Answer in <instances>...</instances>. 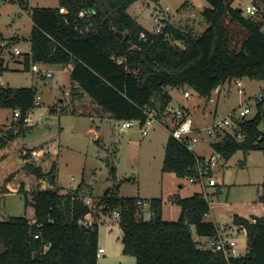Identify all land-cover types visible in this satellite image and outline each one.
<instances>
[{
    "label": "trees",
    "instance_id": "16d2710c",
    "mask_svg": "<svg viewBox=\"0 0 264 264\" xmlns=\"http://www.w3.org/2000/svg\"><path fill=\"white\" fill-rule=\"evenodd\" d=\"M136 1L59 0L57 8L30 9V53L23 58L24 70L36 63L70 66V80L77 89L119 122L144 123L149 108L163 112L169 103L168 88L185 86L209 98L217 87L233 80L264 82L263 21L244 17L233 7L235 0H204L209 7L202 11V18L208 27L196 36L185 26L179 28L170 22L164 23L161 33H149L127 14ZM17 2L24 4L23 0ZM255 2L264 5V0ZM59 7L67 13L59 14ZM80 11H87L88 16L79 18ZM141 33L147 40L139 39ZM6 70L0 59V76ZM37 92V88L0 85V109L21 113L16 126L0 133V149L26 130L23 119L33 108ZM256 110L252 119L236 123L234 133L218 134L219 140L210 144L224 163L238 151L264 152V136L258 129L264 122V98L257 102ZM196 159L169 135L161 170L189 179L196 176ZM23 171L49 186L25 199V208L33 210L32 220L9 217L0 221V264H97L98 227L80 223L91 212L84 203L90 189L85 196L86 189L80 184L61 194L54 162L47 171L28 162ZM110 175L115 176L114 167ZM138 201L105 195L96 205L102 213L118 212L122 254L134 257L135 264H264V214L249 219L233 216L232 223L246 229L247 253L225 259L200 250L191 234L190 227L197 238L217 232L215 224L205 221L210 206L202 194L174 199L180 209L176 222L162 221L161 199L150 201L148 221L137 219ZM257 202L264 205V180Z\"/></svg>",
    "mask_w": 264,
    "mask_h": 264
},
{
    "label": "rangeland",
    "instance_id": "374dc122",
    "mask_svg": "<svg viewBox=\"0 0 264 264\" xmlns=\"http://www.w3.org/2000/svg\"><path fill=\"white\" fill-rule=\"evenodd\" d=\"M23 1L22 5L17 0L0 2V43H11L8 48L16 46L22 54L18 57L4 56L7 70L0 76V85L10 89L37 88L40 106L30 111L29 129L25 128L23 135L0 149V221L9 217L32 220L33 210L25 208V199L30 200L32 193L45 189L46 184H40L35 176L25 173L23 167L28 162H34L47 171L54 162L56 187L61 194L75 190L80 184L86 189L85 196L87 189L91 191L87 196L94 208L90 218L92 224L98 227V247L105 250L97 259V264H135L134 257L122 254L118 218L111 211L102 213L101 208L96 207L105 195L139 199L143 203L136 213L139 220H146L152 199H161L162 221L176 222L180 209L174 199L202 194L210 206L205 221L222 227L225 224L230 226L228 233L237 243L238 252L245 255L246 235L236 231L232 218L249 219L252 207H258L264 180V152L255 150L243 154L238 151L226 163L218 160L212 173L216 183L214 187L203 188L199 184H190L188 178L163 173L165 146L172 123L157 120L149 126L146 135L141 134L140 127L135 123L121 130V122L105 115L71 82L70 66L36 63L38 72L24 70L23 58L30 53V9L57 8L59 0ZM252 5L262 11L255 19L263 21L261 31L264 34V5L255 0H235L233 3V7L240 9L244 17L247 16L244 9ZM208 7L204 0H159L158 3L138 0L127 9V14L146 31L154 33L155 17L167 9L172 25L179 28L185 26L196 36L208 27L202 18V11ZM172 45L181 46L179 42H172ZM47 72L52 76L45 77ZM240 82L242 94L238 93L234 81L227 82L210 94L213 103L185 86L167 89L172 96V108L182 106L193 110L196 131L191 137L197 142L191 152L196 158L207 160L214 154L210 144L218 141L219 136L208 132L210 126L243 107L250 110L246 120L256 115V104L264 98V82L246 78ZM184 92L190 96L184 98ZM52 108L62 111L51 113ZM12 113V110L0 109V128L16 126ZM166 117L174 120L171 113ZM258 129L264 136V122ZM23 149L42 150L43 153L33 157L24 154ZM111 167L115 169L114 177L110 175ZM190 231L197 240L193 227Z\"/></svg>",
    "mask_w": 264,
    "mask_h": 264
},
{
    "label": "built area",
    "instance_id": "2783aa9c",
    "mask_svg": "<svg viewBox=\"0 0 264 264\" xmlns=\"http://www.w3.org/2000/svg\"><path fill=\"white\" fill-rule=\"evenodd\" d=\"M0 2L4 3L5 0H0ZM58 13L61 15H65L67 13L66 9L64 7H59ZM244 13L249 17H256L261 15V11L258 7L252 5L247 6L244 9ZM88 16L87 11H80L78 13L79 18H85ZM169 13L167 9L162 10L160 15L156 16L154 19V26H155V32L152 34H159L162 32L164 23L169 22ZM139 39L141 40H147V37L144 33H141L139 35ZM9 55L13 57L21 56V51L16 47L7 48L6 44L0 43V59L4 60V56ZM111 59H114V57H111ZM122 60H117V63H121ZM30 70L32 72H38V68L34 65L31 66ZM71 70V67H70ZM44 76L49 78L52 76L51 73L47 72L44 73ZM235 86L238 89V93L242 94V85L240 80H233ZM183 96L185 98H188L190 95L188 92H184ZM260 100V99H259ZM40 97L36 96L35 101L33 103V107L40 106ZM208 101L210 103L214 102V99L209 97ZM58 110V109H57ZM30 111L26 112V116L23 119L24 123L26 125L30 124L31 116ZM170 113L173 117V126L170 130V136L178 141L179 143L183 144L188 150L191 151L193 145L197 142L196 138H192L191 135L194 132V119L192 117V111L189 109H186L182 106L176 107L171 109ZM250 113V110L248 107H243L238 110L233 111L228 115L227 118L223 119L221 122L216 123L212 126H210L207 130L211 135H222L225 133H234L236 129V123L238 121H241L246 118V116ZM13 119L18 120L21 118V113L19 110H15L12 113ZM146 119L144 123H142L140 120H134V121H123L121 122V130L128 129L132 126V124H137L140 127V132L142 135H146L149 131V126L153 124L155 121H157L158 117V111L152 108H149L145 111ZM24 154L31 155L33 157H38V154L36 151H29V152H23ZM220 160V155L218 153H214L209 159H196L194 170L196 173L195 177H191L188 179V182L190 184H199L201 187H214L216 183L212 179V173L213 170L217 168V161ZM39 183L46 184L45 189L49 186L46 182L39 180ZM84 203L89 207L91 211H93V207L91 205V200L89 198L84 199ZM138 206H142L143 203L141 201L137 202ZM115 217H119L118 212L113 213ZM148 216V215H147ZM91 212L87 214L80 223L84 226H91ZM252 222V220H249ZM217 226V225H216ZM218 227V226H217ZM230 226L225 227H218L217 232L211 236V237H205V238H198L195 240L198 243V247L202 251H210L214 254H221L225 259L229 258H238L243 255H241L238 252L237 249V243L232 238V236L228 233V230H230ZM237 232L245 233L246 235V229L242 225L236 226ZM104 253V249L99 248L97 251V258H100L101 255Z\"/></svg>",
    "mask_w": 264,
    "mask_h": 264
},
{
    "label": "crops",
    "instance_id": "0c3cea01",
    "mask_svg": "<svg viewBox=\"0 0 264 264\" xmlns=\"http://www.w3.org/2000/svg\"><path fill=\"white\" fill-rule=\"evenodd\" d=\"M166 93H167V95L169 96V103H168V105L166 106V108L164 109V111L161 113V112H158V117H157V120H160V119H163V121L164 120H166L168 123L170 122V123H172L171 124V127L169 128V133H170V130L172 129V126H173V120H169L167 117H166V114H170V111H171V109H173L170 105V102L172 101V96L168 93V91H167V89H166ZM184 94V93H183ZM184 97V96H183ZM185 98V97H184ZM192 112H193V110H191ZM12 120H15V119H13V115H12ZM6 126V125H5ZM3 127V128H0V132H4L7 128L6 127ZM26 128H27V130L29 129V125H26L25 126ZM194 131H196V130H194ZM23 135V134H22ZM12 142V141H11ZM217 142V141H216ZM25 151H31V150H26V149H23V151L22 152H25ZM34 151V150H33ZM43 152H42V150H40V151H37V154H38V156L39 155H41ZM14 178V177H13ZM10 184H11V182H9V186H10ZM8 190H11V188L10 187H8ZM87 198H89V197H87ZM252 211H251V213L249 214V216L251 217V216H256V217H261L263 214H264V205L263 204H260V203H258V207H257V205H255V207H252V209H251ZM146 217H147V215H146ZM249 217V218H250ZM207 222H209V221H207ZM210 223H212V222H210ZM214 224V223H213ZM225 225H227V224H225ZM218 226V225H217ZM218 227H222V226H218ZM202 239V238H201ZM99 248H102V247H99ZM103 249V248H102ZM104 252H105V250H104Z\"/></svg>",
    "mask_w": 264,
    "mask_h": 264
},
{
    "label": "water",
    "instance_id": "95a60500",
    "mask_svg": "<svg viewBox=\"0 0 264 264\" xmlns=\"http://www.w3.org/2000/svg\"><path fill=\"white\" fill-rule=\"evenodd\" d=\"M107 193V192H106ZM149 220V215L146 217V220L145 221H148Z\"/></svg>",
    "mask_w": 264,
    "mask_h": 264
}]
</instances>
